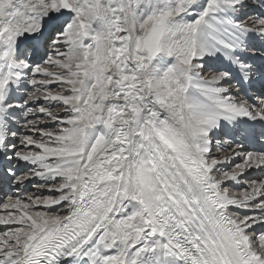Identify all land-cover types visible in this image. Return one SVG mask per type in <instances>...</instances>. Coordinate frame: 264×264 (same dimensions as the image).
Here are the masks:
<instances>
[{
  "label": "snow or ice",
  "instance_id": "snow-or-ice-1",
  "mask_svg": "<svg viewBox=\"0 0 264 264\" xmlns=\"http://www.w3.org/2000/svg\"><path fill=\"white\" fill-rule=\"evenodd\" d=\"M0 264H264V0H0Z\"/></svg>",
  "mask_w": 264,
  "mask_h": 264
}]
</instances>
